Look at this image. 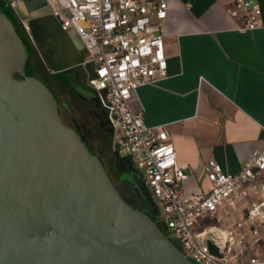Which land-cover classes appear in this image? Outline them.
<instances>
[{
	"label": "water",
	"instance_id": "95a60500",
	"mask_svg": "<svg viewBox=\"0 0 264 264\" xmlns=\"http://www.w3.org/2000/svg\"><path fill=\"white\" fill-rule=\"evenodd\" d=\"M37 22L40 43L47 34ZM29 56L0 17V264H195L124 199L53 91L32 75Z\"/></svg>",
	"mask_w": 264,
	"mask_h": 264
},
{
	"label": "built area",
	"instance_id": "2783aa9c",
	"mask_svg": "<svg viewBox=\"0 0 264 264\" xmlns=\"http://www.w3.org/2000/svg\"><path fill=\"white\" fill-rule=\"evenodd\" d=\"M49 1L59 6L51 15L60 29L83 44L78 67L106 112L116 152L121 147L133 158L160 203L157 222L195 264H264V144L237 174L210 159L204 166L210 189L187 194L190 175L178 164L168 125L148 126L144 110L134 108L140 86L168 76L169 0ZM228 14L239 30L264 27L253 0H235ZM22 27L35 46L31 24Z\"/></svg>",
	"mask_w": 264,
	"mask_h": 264
},
{
	"label": "crops",
	"instance_id": "0c3cea01",
	"mask_svg": "<svg viewBox=\"0 0 264 264\" xmlns=\"http://www.w3.org/2000/svg\"><path fill=\"white\" fill-rule=\"evenodd\" d=\"M253 1L264 23V0ZM234 2L169 0L168 76L140 86L134 102L144 110L146 125H168L178 164L190 175L187 194L210 189L204 172L210 159L237 174L264 144V27L239 30L228 14ZM49 3L0 0V17L15 28L38 20L43 32L56 24L70 40L51 17Z\"/></svg>",
	"mask_w": 264,
	"mask_h": 264
},
{
	"label": "flooded vegetation",
	"instance_id": "af4514ba",
	"mask_svg": "<svg viewBox=\"0 0 264 264\" xmlns=\"http://www.w3.org/2000/svg\"><path fill=\"white\" fill-rule=\"evenodd\" d=\"M48 26L49 32L46 31L47 39H44L40 43L37 42L35 46L32 45L33 54L29 56L28 61V65L34 67L32 75L43 79L47 83L53 91L60 108L62 106L65 107L68 113L75 111L81 114L87 113L88 115H92L101 125L105 121L106 112L101 107L95 90L87 84L86 73L82 74L80 67L64 71L57 70V64L67 65L83 57L84 49L81 40L78 38L68 40L56 24L50 23ZM34 28L39 34L43 32L40 29V25H35ZM17 33L19 34V32ZM19 36L21 37L20 34ZM22 40L24 41L23 38ZM47 40L51 41L55 57L47 52V48L51 47L47 43ZM43 52L56 69L49 68L48 71L45 70L42 62ZM59 72H64L65 76L68 75L67 79H58L57 74ZM61 93L65 97L64 101L61 99ZM73 125L80 131L75 124ZM102 161L104 162L103 159ZM105 166L117 189L127 199L128 203L147 214L154 221H157V214L151 205L147 191H145L146 181L137 179L133 175L134 168L131 159L120 155L113 157L112 170L117 174L116 177L113 176L112 171L108 169L106 164Z\"/></svg>",
	"mask_w": 264,
	"mask_h": 264
},
{
	"label": "rangeland",
	"instance_id": "374dc122",
	"mask_svg": "<svg viewBox=\"0 0 264 264\" xmlns=\"http://www.w3.org/2000/svg\"><path fill=\"white\" fill-rule=\"evenodd\" d=\"M50 4V8L51 10H55L58 9L59 6L56 3H49ZM17 31L19 32V34L21 35V37L24 39V41L26 42L28 48H29V52L30 55L33 54V47H32V43L30 41V39L28 38V36L26 35V33L24 32L23 28L16 26ZM42 62L44 64V68L46 71H48L49 68L51 69H56L55 66L51 63L50 59L46 56V54L43 52V58H42ZM32 67V68H31ZM90 69H92V65L88 66ZM30 71L32 73V71H34V67L33 66H29ZM80 71L82 72V74H84V70L83 68H80ZM68 75L65 76L64 72H59L57 74V78L58 79H67ZM61 99L62 101H64L65 97L64 95L61 93ZM62 112L64 113V115H66L69 118V121L72 124H75L80 132L82 133V135L85 137L87 143L90 145V147L98 154L102 157V159L104 160L105 164L107 165L108 169H110L113 173V176L116 177L117 174L112 170V159L114 156H118V152H116L112 139H111V133L105 131L103 129V127L99 124L98 120L94 118V116L92 115H88L87 113L81 114L78 112H70L68 113V111L66 110L65 107H61ZM73 115H75L73 117ZM73 117V118H72ZM119 150L122 157H130L128 154H126L125 151L122 150L121 147H119ZM132 164H133V175L140 180H145V176L143 174V172L138 168L137 163L133 160L132 157H130ZM146 181V180H145ZM145 191H147L151 205L153 206V208L155 209V212L157 213V217H159L162 214V207L160 205V203L158 202L157 198L155 197L151 187L149 186V184L147 182H145ZM164 232L167 235V237L169 239H172L177 245H179V247L181 248V251L183 252V249L180 245V243L168 232V230L163 226Z\"/></svg>",
	"mask_w": 264,
	"mask_h": 264
},
{
	"label": "trees",
	"instance_id": "16d2710c",
	"mask_svg": "<svg viewBox=\"0 0 264 264\" xmlns=\"http://www.w3.org/2000/svg\"><path fill=\"white\" fill-rule=\"evenodd\" d=\"M18 32V31H17ZM32 68V67H31ZM103 129L105 130V131H107V132H109V133H111L110 131H109V129H111L110 127H109V125H108V122H107V118H105V121H104V126H103ZM79 133H80V135L82 136V138L84 139V141L87 143V141H86V139H85V137L82 135V133L80 132V131H78ZM88 144V143H87ZM88 146H90L89 144H88ZM96 153V152H95ZM97 154V153H96ZM98 155V154H97ZM100 158H102L100 155H98ZM116 186V185H115ZM123 196V195H122ZM125 199V198H124ZM126 201H127V199H125ZM128 202V201H127ZM156 223H157V225L161 228V230L164 232V229H163V226L160 224V223H158L157 221H155ZM164 234H165V232H164ZM165 236L167 237V235L165 234ZM168 238V237H167ZM173 243H174V245L178 248V249H180L181 250V248L179 247V245H177L172 239H170ZM193 262V261H192ZM194 263V262H193Z\"/></svg>",
	"mask_w": 264,
	"mask_h": 264
}]
</instances>
